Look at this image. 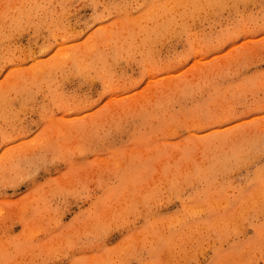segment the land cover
<instances>
[{"label": "rangeland", "instance_id": "obj_1", "mask_svg": "<svg viewBox=\"0 0 264 264\" xmlns=\"http://www.w3.org/2000/svg\"><path fill=\"white\" fill-rule=\"evenodd\" d=\"M260 30L264 0H0V264H264V39L224 51Z\"/></svg>", "mask_w": 264, "mask_h": 264}, {"label": "snow or ice", "instance_id": "obj_2", "mask_svg": "<svg viewBox=\"0 0 264 264\" xmlns=\"http://www.w3.org/2000/svg\"><path fill=\"white\" fill-rule=\"evenodd\" d=\"M253 31H255V29H253ZM250 38L264 39V30H260L258 37H250L247 33L242 32L239 36V39H235L232 42H230L227 45V47L224 49V51H229L232 47H239L240 44L245 43ZM187 66L188 65H186V67ZM262 67H264V65H262ZM4 74L6 75V72ZM0 79H3V75H0ZM145 83H146V81H145ZM108 99H110V97H104V98L100 99L99 102L97 103L96 107L97 108L101 107L104 103L107 102ZM256 116H264V108H262L260 111H254L251 117H245V118L251 119V118H255ZM187 135H188L187 132H183L181 134V138H183L184 136H187ZM2 151L3 150L0 149V152H2ZM257 166L264 167V160H261ZM246 175H247L246 173L242 172L241 175L238 177V179L241 180L242 182H244ZM262 179H264V177H262ZM255 187H256L255 184L252 185V187H249L248 192L250 193L251 191H253ZM248 227H249V231H248V237L246 238V240H247V242H255L258 239L256 230L252 225H249ZM118 239H119V236H117L113 240V243H115V240H118ZM140 264H143V262H140ZM214 264H215V262H214Z\"/></svg>", "mask_w": 264, "mask_h": 264}]
</instances>
